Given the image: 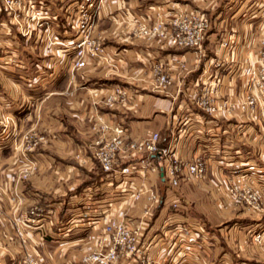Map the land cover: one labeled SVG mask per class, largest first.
Returning <instances> with one entry per match:
<instances>
[{
	"label": "crops",
	"instance_id": "0c3cea01",
	"mask_svg": "<svg viewBox=\"0 0 264 264\" xmlns=\"http://www.w3.org/2000/svg\"><path fill=\"white\" fill-rule=\"evenodd\" d=\"M32 1L31 9L37 7L43 24L52 28V42L43 26L21 34L0 5V264H17L23 247L36 254L38 264H85L80 255L92 247L102 216L134 223L143 201L120 194L147 177L130 173L123 183L103 177L92 156L94 127L101 119L124 125L128 138L157 131L158 145L172 139V156L180 160L211 143L220 145L229 164L223 172L259 183L264 202V104L215 116L191 97L199 81L215 77L221 96L241 89L253 59L249 48L264 31V0H101L92 30L114 62L83 67L68 63L65 45L72 28L59 7L69 0H23L19 16L29 12ZM191 10L211 22L200 47L169 46L139 35L131 22L135 17L148 24ZM225 37L232 52L218 45ZM151 57L169 67L168 91L149 89L145 62ZM217 59L219 66L213 63ZM114 85L127 88L131 97L106 105L103 98ZM183 115L188 120L178 123ZM38 136L42 140L29 146ZM29 156L34 166L23 176ZM153 162L159 172L147 180L155 182L163 199L139 230L145 256L164 264H264V248L247 237L264 223V207L250 211L231 203L210 164L203 179L174 188L179 203L170 208L162 157ZM30 207L43 213L39 220L33 216V225L25 215ZM112 264H138V259L121 255Z\"/></svg>",
	"mask_w": 264,
	"mask_h": 264
},
{
	"label": "built area",
	"instance_id": "2783aa9c",
	"mask_svg": "<svg viewBox=\"0 0 264 264\" xmlns=\"http://www.w3.org/2000/svg\"><path fill=\"white\" fill-rule=\"evenodd\" d=\"M23 0H0L1 7L9 15L10 19L19 27L21 34L28 36L34 28L42 27L46 32V39L53 41L52 28L49 23L43 24L44 15L38 13L37 7L31 9L35 3L29 2V12L18 15L19 6ZM101 0H69L59 7L63 13V19L72 28L70 42L66 48L70 52L68 63L72 67H83L91 61H99L107 65H113L103 45L101 36L93 32V19L97 13ZM50 18V17H49ZM69 18V20L67 19ZM131 22L136 24L137 33L145 37L156 38L177 48L200 47L204 38L208 35L211 22L202 12L191 10L189 12L177 11L165 20L155 19L146 24L133 17ZM231 40L228 37L220 39L218 45L228 52L233 51ZM253 59L245 74V82L241 89L233 96H221L218 91L217 77L212 80H201L191 95L192 102L200 109L215 115L227 116L235 110L251 111L264 104V31L257 38L254 46H250ZM178 66L183 62L176 60ZM217 66L220 60H213ZM149 72L148 87L150 90L168 91L173 77L170 69L162 60L149 58L145 62ZM131 97L130 91L123 87L111 86L103 98V103L112 105L116 102H124ZM188 116L178 118V123H185ZM94 130L97 132L93 140L94 148L92 156L103 171V177H114L119 183H123V177L130 173L144 175L151 180L149 174H158L159 165L153 162L155 156H161L160 169L165 179L166 187L170 190L168 205L176 208L179 199L175 195L174 188L180 183L191 180H201L205 177L207 167L213 164L217 171L218 182L224 186L225 192L231 203L240 205L247 210L256 211L264 207L261 191L253 186L233 178L232 172L224 173L226 165L220 145L211 143L203 150H194L185 160L172 156V139L166 146H159V134L150 131L138 138H128L126 128L121 123L99 120ZM183 132V130H182ZM42 136L30 140L32 146L36 140H42ZM207 152L205 154L204 152ZM204 153V154H203ZM136 157V158H135ZM34 166V156H29L22 175L25 176ZM102 177V178H103ZM158 177V176H157ZM142 180L137 187L129 190H120L123 198L128 201L141 199L143 206L134 223L118 217H103L104 221L94 238L92 247L80 255V261L85 264H112L121 255H131L138 259V264H164L145 256L144 246L138 242L139 230L150 219L156 204L162 201L158 188L154 181ZM43 213L37 207H30L25 211L27 224H34L42 218ZM82 215H86L83 213ZM94 215V214H93ZM251 240L255 244L264 245V228L251 232ZM17 264H38L36 254L28 247H23Z\"/></svg>",
	"mask_w": 264,
	"mask_h": 264
},
{
	"label": "rangeland",
	"instance_id": "374dc122",
	"mask_svg": "<svg viewBox=\"0 0 264 264\" xmlns=\"http://www.w3.org/2000/svg\"><path fill=\"white\" fill-rule=\"evenodd\" d=\"M263 104H261V106H262ZM244 181V180H243ZM244 182H246V183H248V184H251V185H253V186H256V187H258L259 188V190L261 191V186H260V184L259 183H250V182H248V181H244ZM258 182V181H257ZM262 197V196H261ZM245 210H247V209H245ZM251 211V210H250ZM262 228H264V223H261V224H259V225H257V226H255L253 229H250L249 231H248V233H247V237H248V240H249V243L251 242L252 243V240H251V232H253V231H256V230H259V229H262ZM259 247H261V249L262 248H264V245H259V244H257Z\"/></svg>",
	"mask_w": 264,
	"mask_h": 264
}]
</instances>
